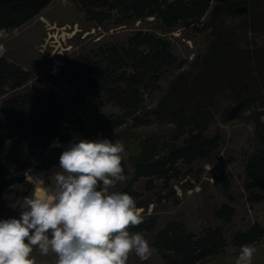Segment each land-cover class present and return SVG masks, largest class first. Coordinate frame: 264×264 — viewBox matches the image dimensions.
<instances>
[{
    "label": "rangeland",
    "instance_id": "374dc122",
    "mask_svg": "<svg viewBox=\"0 0 264 264\" xmlns=\"http://www.w3.org/2000/svg\"><path fill=\"white\" fill-rule=\"evenodd\" d=\"M228 5L246 10L230 14ZM19 21L12 29L0 30V54L30 73L29 87L54 91L64 112L59 130L68 144L99 138L124 144L125 180L110 191H119L130 180L135 164L163 159L196 135L219 136L218 151L208 160L186 167L189 172L173 183L176 204L154 202L144 182L135 186L143 193L141 202L153 201L146 209H138L143 217L155 216L157 228L172 220L182 221L195 233L221 226L228 245L199 264H235L241 247L231 245V234L254 223L264 224V185L247 189L243 174L244 165L264 150V0H214L198 29L180 27L172 32V52L183 63L167 68L157 90L146 97L151 111L147 122L99 132L94 128L96 119L109 106L81 83H69L61 67L99 39H121L127 29L110 27V23L94 27L71 0H50L38 14ZM64 150H51L45 166L0 191V219L19 218L21 209L12 205L40 186L34 179L49 184ZM221 172L232 183L235 212L227 224L215 216L217 207L227 202L219 182ZM155 232L142 233L153 255L141 261L131 254L127 264L162 263L152 243ZM252 245L257 249L252 264H264V237ZM32 256L36 264H54L52 253L42 256L34 250Z\"/></svg>",
    "mask_w": 264,
    "mask_h": 264
},
{
    "label": "trees",
    "instance_id": "16d2710c",
    "mask_svg": "<svg viewBox=\"0 0 264 264\" xmlns=\"http://www.w3.org/2000/svg\"><path fill=\"white\" fill-rule=\"evenodd\" d=\"M49 1L0 0V30L12 29L20 18L38 14ZM71 1L96 28L110 23V27L127 29L121 39H99L91 49L72 56L61 67L69 83H81L87 92L99 95L104 106H109L96 119L95 130L144 124L151 113L146 97L157 90L167 68L183 63L172 52L171 33L180 27L198 29L214 0ZM231 6L228 5V13L233 14L235 8ZM30 81L27 70L0 54V191L45 166L51 150L68 146L59 130L64 112L58 97L51 88L29 87ZM56 141L61 146L52 147ZM219 147L218 135H196L163 159L135 164L130 180L119 192L131 195L137 208L146 209L153 201L176 204L173 183L189 172L186 167L208 160ZM243 174L247 189L264 185V150L244 165ZM140 182H144L153 201L141 202L143 193L136 187ZM219 182L227 202L217 207L215 216L227 224L235 212L231 206V178L221 172ZM157 222L155 216L148 215L130 230L145 233L156 229L152 243L161 264H199L228 245L221 226L195 233L182 221H168L160 228ZM262 237L264 224L254 223L244 231L232 233L230 243L241 247Z\"/></svg>",
    "mask_w": 264,
    "mask_h": 264
},
{
    "label": "clouds",
    "instance_id": "9594fccd",
    "mask_svg": "<svg viewBox=\"0 0 264 264\" xmlns=\"http://www.w3.org/2000/svg\"><path fill=\"white\" fill-rule=\"evenodd\" d=\"M124 152L119 140L70 142L50 183L34 179L40 186L12 205L19 218L0 219V264H36L34 250L54 254V264H127L131 254L147 261L152 246L130 230L143 223L136 200L110 191L125 180ZM256 251L242 245L235 264H252Z\"/></svg>",
    "mask_w": 264,
    "mask_h": 264
},
{
    "label": "water",
    "instance_id": "95a60500",
    "mask_svg": "<svg viewBox=\"0 0 264 264\" xmlns=\"http://www.w3.org/2000/svg\"><path fill=\"white\" fill-rule=\"evenodd\" d=\"M245 10H246V7H238V8H235V12H237V13L244 12Z\"/></svg>",
    "mask_w": 264,
    "mask_h": 264
},
{
    "label": "bare ground",
    "instance_id": "6f19581e",
    "mask_svg": "<svg viewBox=\"0 0 264 264\" xmlns=\"http://www.w3.org/2000/svg\"><path fill=\"white\" fill-rule=\"evenodd\" d=\"M57 168H59V167H57ZM56 170V169H55ZM59 170V169H58ZM58 170H56V171H58ZM49 183H50V181H49Z\"/></svg>",
    "mask_w": 264,
    "mask_h": 264
}]
</instances>
